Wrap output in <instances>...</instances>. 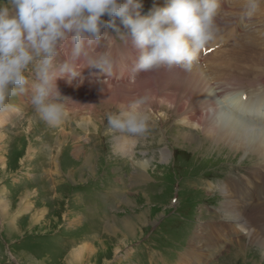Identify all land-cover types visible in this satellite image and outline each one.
Segmentation results:
<instances>
[{
  "label": "rangeland",
  "instance_id": "obj_1",
  "mask_svg": "<svg viewBox=\"0 0 264 264\" xmlns=\"http://www.w3.org/2000/svg\"><path fill=\"white\" fill-rule=\"evenodd\" d=\"M150 1L140 0L141 14L154 7ZM116 24L126 31L119 19ZM234 24L218 26L226 35L231 31L219 39L232 41L210 46L216 49L212 55L221 49L215 61L233 42ZM112 32L116 42L122 41ZM202 62L194 64L203 65L204 58ZM129 64L117 59L115 74ZM90 68L81 74L103 73ZM65 79L56 82L69 99L60 122L43 120L27 93L11 97L8 103L14 110L3 114L0 203L6 208L0 207V264H67L71 254L88 245L92 257L80 264H178L183 253L195 251L191 243L200 251L191 264H264V247L251 239L248 227L226 217L225 209L229 200H239L237 194L245 198L248 189L254 196L262 183L264 188V177L256 178L262 172L249 173L253 167H263L260 154L236 149L229 141H210L166 104L167 108L141 105L149 118L146 133L133 136L119 131L107 117L128 106L118 108L115 99L100 101L89 93L79 94L72 86L75 79L71 83ZM177 91L173 92L181 96L182 89ZM222 102L226 104L221 99V106ZM180 131L194 133L198 141L180 137ZM121 136L130 137L128 144L136 141L131 153L116 147ZM166 148L168 154L162 158ZM234 183L248 189L233 192ZM128 218L135 228L121 242L126 235L106 227L114 219ZM223 224L234 229L215 239ZM258 229L254 224L253 231Z\"/></svg>",
  "mask_w": 264,
  "mask_h": 264
},
{
  "label": "clouds",
  "instance_id": "obj_2",
  "mask_svg": "<svg viewBox=\"0 0 264 264\" xmlns=\"http://www.w3.org/2000/svg\"><path fill=\"white\" fill-rule=\"evenodd\" d=\"M259 2L247 0V10L254 11ZM141 7L140 0H0V110L12 107L11 97L27 93L43 120L60 122L69 99L61 94L58 79L71 83L85 67L112 74L114 60L107 49L113 38L102 29H113L139 51L135 73L190 70L217 35L220 0H167L143 15ZM145 103L137 99L110 114L108 124L133 136L146 133Z\"/></svg>",
  "mask_w": 264,
  "mask_h": 264
},
{
  "label": "bare ground",
  "instance_id": "obj_3",
  "mask_svg": "<svg viewBox=\"0 0 264 264\" xmlns=\"http://www.w3.org/2000/svg\"><path fill=\"white\" fill-rule=\"evenodd\" d=\"M150 2L153 6L163 7L167 0ZM139 11L142 13V7ZM232 23H235V28H232L235 33L233 42L222 49V53L216 58L217 61H215V55L221 49L212 55L216 49L210 46L218 43V46H224L228 41H232L219 39L223 36L228 37L230 30L227 35L224 32L226 30H218L215 39L205 46V51L201 50L197 60L198 64H201L200 62L204 58L203 65L193 64L187 71L173 67L170 69L161 68L150 73L133 72L132 65L139 51L132 46L131 42L127 45L122 41L116 42L111 28L102 29V32H106L109 37L113 38L109 42L107 50L114 60V67L117 59L123 65L130 62V67L125 68L119 75L115 74L114 67L109 76L104 73H95V75L89 76L81 74L82 76L76 78L72 86L79 94L93 95V99L96 97L100 101H103L104 98L115 99L118 108H126L130 103L141 98L146 99V108H153L154 104L164 107L166 104L167 107L173 109L174 113L181 114L182 118L199 127L210 141H229L232 147L246 149L253 153L257 152L264 160V0H260L254 11L247 10V0H220L217 25H222V29H224ZM97 51L103 50L99 48ZM116 79L121 80L122 84L116 83ZM159 85L163 86L160 90L162 92H159ZM66 86L69 85L65 84L64 87ZM181 89V96L175 95L174 92L177 90L179 92ZM221 99L229 107L223 102L225 107L221 106L219 104ZM11 110L14 109L9 108L0 112V124L4 119L3 114L9 113ZM177 134L185 139H190V141H198L194 133L180 131ZM128 139L130 137H118L115 144L118 149H123L124 153H131L136 144L135 140L128 144ZM167 154V148L161 150L162 158ZM263 168L264 163L262 168L253 167L249 173L257 176L262 172L260 176L256 177L259 179V177H264ZM262 184L256 188L257 193L253 196L251 190L246 186L234 183V186L230 187L231 190L233 192L236 190L239 193L246 188L248 189L246 197L242 198L237 194L240 201L237 197L235 200H229L225 209H227L226 217L234 218L241 226L248 227L251 239L256 240L259 245L264 247V188ZM0 207L1 210H5L6 204L0 203ZM254 224L259 227L257 232L253 231ZM132 227H134L133 223L128 218L123 221L114 219L112 222H108L106 228L116 231L118 235L119 233L125 234L126 236L121 241L123 242L126 238L131 237ZM230 227V225L223 224V227L218 228V235L215 239L229 234L228 232L234 229V227L231 229ZM225 229L227 231L223 233ZM190 246L195 251L183 253L178 264H191L197 259L200 254L197 245L191 243ZM86 247L82 246L71 254L67 264H80V262L91 258L93 249L90 245ZM239 248L241 249V245ZM189 249L191 250V248Z\"/></svg>",
  "mask_w": 264,
  "mask_h": 264
},
{
  "label": "crops",
  "instance_id": "obj_4",
  "mask_svg": "<svg viewBox=\"0 0 264 264\" xmlns=\"http://www.w3.org/2000/svg\"><path fill=\"white\" fill-rule=\"evenodd\" d=\"M78 250H79V249H78ZM78 250H77V251H78ZM75 252H76V251H75ZM80 263H81V262H80Z\"/></svg>",
  "mask_w": 264,
  "mask_h": 264
}]
</instances>
